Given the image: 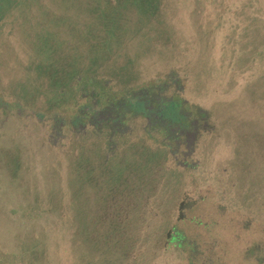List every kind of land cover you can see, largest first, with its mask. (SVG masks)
I'll return each mask as SVG.
<instances>
[{
  "label": "rangeland",
  "instance_id": "rangeland-1",
  "mask_svg": "<svg viewBox=\"0 0 264 264\" xmlns=\"http://www.w3.org/2000/svg\"><path fill=\"white\" fill-rule=\"evenodd\" d=\"M9 1L5 264H264V0ZM164 89L189 105L167 131ZM142 90L149 111L109 121Z\"/></svg>",
  "mask_w": 264,
  "mask_h": 264
},
{
  "label": "trees",
  "instance_id": "trees-1",
  "mask_svg": "<svg viewBox=\"0 0 264 264\" xmlns=\"http://www.w3.org/2000/svg\"><path fill=\"white\" fill-rule=\"evenodd\" d=\"M11 6V3H10V1L9 0H6V2H5V4H2V5H0V9L2 8V10L1 11H3L5 8H8V7H10ZM111 43V42H110ZM108 52H110V51H108ZM80 63V62H79ZM83 66V65H82ZM89 72V73H88ZM69 73H71V74H69ZM82 73V75L84 74H87V76L89 77V78H87V80H86V82L88 83L89 82V79L91 80L92 79V82H93V78L94 79H96L95 78V76H92V74H94V72H93V69H91V68H85L84 67V69L82 70V69H80V67L78 66V67H74V68H72L70 71H68V80L70 79H72L75 75H77V74H81ZM90 73H92V74H90ZM81 75V76H82ZM82 78V77H81ZM80 78V79H81ZM80 79L78 80V81H80ZM167 79V78H166ZM169 81V80H168ZM158 82H160L159 84H157L158 86H160V84H161V81L160 80H158ZM86 83V84H87ZM89 84H90V82H89ZM92 84H90V86H91ZM149 85V84H148ZM147 85V86H148ZM128 86V85H127ZM129 88V90L130 91H133V92H136L137 91V88L139 87L138 86V84H136L135 83V87H136V89H134V90H131L130 89V86H128ZM149 88V87H148ZM160 88V87H159ZM148 90V89H147ZM149 90H150V88H149ZM148 90V91H149ZM143 92H140V93H135V95H134V97H133V100H130V101H128V102H126V104H122V106L121 107H117V106H115L114 105V108H115V113H116V115H112V117H110L109 118V121H111L112 119H117V118H120L122 115H123V113H125V112H127L128 110H130V112L132 113V114H135L134 112H133V109H136V104L137 105H141V106H143V108H144V106H145V108H144V110L145 111H149L150 110V108H148L151 104L152 105H154V103H152V102H150V100H151V95L149 94V92L148 91H146V90H142ZM151 91V90H150ZM155 91V90H154ZM132 92V93H133ZM163 93L160 95L161 97H162V99H161V102L160 103H158V105H157V107L158 106H168V109H167V112L165 113V115H163L162 116V118L164 119V124H166V128H165V131H167V129H168V127H169V129L170 128H172L173 126H176V125H174L173 123H175V122H177V120L180 118H186V116H185V114H183V112H181V107L182 106H184V108H188V106L189 105H187L186 104V102H185V104L184 105H180L179 107H177V106H173V105H171L168 101H169V98L167 97V95H166V91H165V89L162 91ZM94 94V93H93ZM91 96L92 95H90L89 96V98H87V100H90V98H91ZM86 101V100H85ZM91 105V104H90ZM88 106V108H87V111H89L90 112V109H92V107L91 106ZM157 107H155V108H157ZM90 108V109H89ZM151 108H153V107H151ZM135 111V110H134ZM86 114V113H85ZM85 115L84 114H78V117H77V119L79 120V121H83V117H84ZM86 117V116H85ZM88 118V117H87ZM94 121V120H93ZM115 121V120H114ZM95 123V122H94ZM157 124H158V122H157ZM181 126H182V124H181ZM180 126V127H181ZM178 127V126H177ZM157 233V232H156ZM12 257V254L11 253H8V252H4V251H2L1 249H0V264H5V261L8 259H10Z\"/></svg>",
  "mask_w": 264,
  "mask_h": 264
},
{
  "label": "flooded vegetation",
  "instance_id": "flooded-vegetation-1",
  "mask_svg": "<svg viewBox=\"0 0 264 264\" xmlns=\"http://www.w3.org/2000/svg\"><path fill=\"white\" fill-rule=\"evenodd\" d=\"M185 211V210H184ZM186 215V214H185ZM175 225H173V226H171L170 228H168V233L167 234H169L168 236H167V234L165 235V239H164V241L162 242V246H161V250L163 251V252H166L167 250H170L171 248H180V239L177 237V235H179L180 236V232H176V233H174L173 232V227H174ZM182 235V234H181ZM181 237V236H180ZM137 263V262H136ZM138 263H141V262H138Z\"/></svg>",
  "mask_w": 264,
  "mask_h": 264
},
{
  "label": "water",
  "instance_id": "water-1",
  "mask_svg": "<svg viewBox=\"0 0 264 264\" xmlns=\"http://www.w3.org/2000/svg\"><path fill=\"white\" fill-rule=\"evenodd\" d=\"M194 202H195L194 199H189V200L186 201V202L183 201V200L179 201V203H178V209H179V217H180V218L183 216L182 209H183V208H188V207H190L191 205L194 204ZM168 235H169V234H167V236H168Z\"/></svg>",
  "mask_w": 264,
  "mask_h": 264
},
{
  "label": "crops",
  "instance_id": "crops-1",
  "mask_svg": "<svg viewBox=\"0 0 264 264\" xmlns=\"http://www.w3.org/2000/svg\"><path fill=\"white\" fill-rule=\"evenodd\" d=\"M3 152L7 153L6 154V158H7L6 161L13 160V156L11 154H9V152H7L5 148H2V145L0 144V156L4 154Z\"/></svg>",
  "mask_w": 264,
  "mask_h": 264
}]
</instances>
